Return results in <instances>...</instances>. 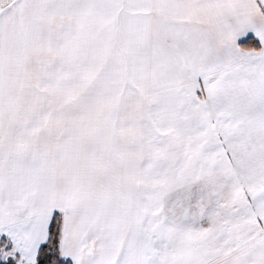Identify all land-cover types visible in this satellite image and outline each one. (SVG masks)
<instances>
[{"label":"snow or ice","instance_id":"6c2138e0","mask_svg":"<svg viewBox=\"0 0 264 264\" xmlns=\"http://www.w3.org/2000/svg\"><path fill=\"white\" fill-rule=\"evenodd\" d=\"M0 264H264V0H0Z\"/></svg>","mask_w":264,"mask_h":264}]
</instances>
